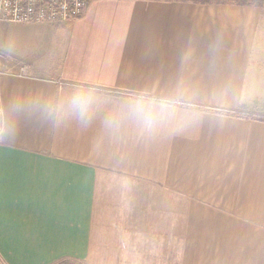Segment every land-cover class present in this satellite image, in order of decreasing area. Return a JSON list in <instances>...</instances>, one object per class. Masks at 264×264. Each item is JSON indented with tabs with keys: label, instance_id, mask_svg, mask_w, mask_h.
<instances>
[{
	"label": "crops",
	"instance_id": "1",
	"mask_svg": "<svg viewBox=\"0 0 264 264\" xmlns=\"http://www.w3.org/2000/svg\"><path fill=\"white\" fill-rule=\"evenodd\" d=\"M12 24L33 33L18 59ZM126 183L173 216L179 264H264V6L88 0L0 24V264L87 258L98 188Z\"/></svg>",
	"mask_w": 264,
	"mask_h": 264
},
{
	"label": "rangeland",
	"instance_id": "2",
	"mask_svg": "<svg viewBox=\"0 0 264 264\" xmlns=\"http://www.w3.org/2000/svg\"><path fill=\"white\" fill-rule=\"evenodd\" d=\"M215 1L237 4L238 0H205L204 2ZM253 1L262 3L264 0ZM243 5L260 7L255 4ZM26 26L12 24L7 27L6 32L2 33L10 58L18 59L21 54L25 53V50L28 51L24 36L27 34L30 36L33 33L31 31L26 34L20 32V30H26ZM107 190L111 198L110 196L108 198L107 194L106 200H112V202L104 200L105 198L101 197V189L98 188L91 248L87 258H61L52 264H179L178 237L165 235L167 229L169 231L175 228L173 216L169 217L171 219L169 228L167 226L164 228L163 203L157 202L155 210H151L150 205L146 204L148 196L155 192L153 188L148 189L136 185L128 187L126 183L124 187ZM117 191L121 192L120 204L113 202V195H117ZM102 194L104 195V191ZM134 196L135 202L132 199ZM156 199L162 200V190L158 188Z\"/></svg>",
	"mask_w": 264,
	"mask_h": 264
},
{
	"label": "built area",
	"instance_id": "3",
	"mask_svg": "<svg viewBox=\"0 0 264 264\" xmlns=\"http://www.w3.org/2000/svg\"><path fill=\"white\" fill-rule=\"evenodd\" d=\"M88 0H0L1 23H63L81 17Z\"/></svg>",
	"mask_w": 264,
	"mask_h": 264
},
{
	"label": "clouds",
	"instance_id": "4",
	"mask_svg": "<svg viewBox=\"0 0 264 264\" xmlns=\"http://www.w3.org/2000/svg\"><path fill=\"white\" fill-rule=\"evenodd\" d=\"M90 103L91 101L89 97L78 94L71 101L72 111L80 119H87L88 118V107ZM134 111L145 125L151 126L155 123V119L151 111L146 109L143 105L138 106L137 108L134 109Z\"/></svg>",
	"mask_w": 264,
	"mask_h": 264
},
{
	"label": "trees",
	"instance_id": "5",
	"mask_svg": "<svg viewBox=\"0 0 264 264\" xmlns=\"http://www.w3.org/2000/svg\"><path fill=\"white\" fill-rule=\"evenodd\" d=\"M194 1L204 3L205 0H194ZM237 4H240V5H243V4H255V5L263 6L264 5V1H262V3L261 2L258 3V2L253 1V0H240V1L238 0Z\"/></svg>",
	"mask_w": 264,
	"mask_h": 264
}]
</instances>
